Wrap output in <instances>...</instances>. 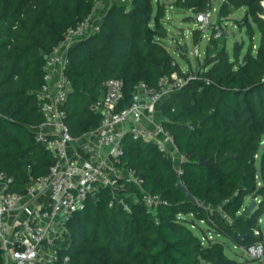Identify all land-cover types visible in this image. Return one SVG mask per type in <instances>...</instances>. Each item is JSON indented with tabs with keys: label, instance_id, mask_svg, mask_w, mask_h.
<instances>
[{
	"label": "trees",
	"instance_id": "trees-1",
	"mask_svg": "<svg viewBox=\"0 0 264 264\" xmlns=\"http://www.w3.org/2000/svg\"><path fill=\"white\" fill-rule=\"evenodd\" d=\"M97 2L0 0V171L15 178V189L47 175L55 162L36 139L35 128L44 120L38 97L43 68L67 32L87 19ZM263 4L223 0V17L246 8L244 25L252 28L250 17L258 26L260 44L240 61V47L234 48L232 58L226 46L218 50L212 40L197 79L163 103V124L184 158L181 174L156 144L125 137L119 167L125 175L132 170L141 187L121 180L122 202L99 187L97 198L74 214L66 241L73 264H241L227 255L219 239L242 249L264 240L259 224L264 186H257L258 174L264 177ZM211 5L212 0H176L173 8L190 11L193 19ZM166 16L161 3L154 13V0L112 5L99 31L70 49L66 75L72 90L64 109L72 136L99 129L102 118L92 106L107 80L123 81L124 107L131 105L140 83L157 89L164 77H183L165 44ZM144 193L162 200L154 212L144 202ZM248 196L261 200L250 213ZM200 223L208 229L202 230L203 236L192 230L201 229ZM254 264H264V256Z\"/></svg>",
	"mask_w": 264,
	"mask_h": 264
},
{
	"label": "built area",
	"instance_id": "built-area-1",
	"mask_svg": "<svg viewBox=\"0 0 264 264\" xmlns=\"http://www.w3.org/2000/svg\"><path fill=\"white\" fill-rule=\"evenodd\" d=\"M101 3L102 0H98L94 12L67 32L43 68L44 84L38 97L44 120L35 131L38 143L49 150L55 160L48 174L32 179L25 188L15 189V178L0 171L2 264H73L66 252V241L68 224L74 214L85 210L87 201L97 197L99 187L111 190L118 200L123 190L119 182L124 178L141 187L142 180L132 170L125 175L119 167L125 137L156 144L172 158L173 153L179 154L177 171L182 173L184 158L163 124L165 117L161 107L175 91L197 79L198 74L183 79L174 73L162 78L157 89L140 83L131 105L124 107L121 106L123 81L109 79L92 106L102 118L99 129L78 138L71 135L64 109L72 90L66 75L69 51L99 31L101 24L97 25L94 14ZM214 11L215 8L209 7L195 16V22L199 31L210 33L209 39L219 40L224 28L215 23ZM194 56H201L199 46L194 49ZM144 202L154 212L162 200L144 193ZM243 250L250 260L262 261L264 240Z\"/></svg>",
	"mask_w": 264,
	"mask_h": 264
},
{
	"label": "rangeland",
	"instance_id": "rangeland-1",
	"mask_svg": "<svg viewBox=\"0 0 264 264\" xmlns=\"http://www.w3.org/2000/svg\"><path fill=\"white\" fill-rule=\"evenodd\" d=\"M176 0H154V13H156L157 4H163L167 16L164 19L166 28L168 29V37L165 39V44L169 52L173 55L176 60V63L182 70L183 79H188L192 75L198 74L201 69H204V66L207 62L205 59L206 49L208 46H215L218 50L223 46H226L227 52L232 58H234V48H241V57L240 61L243 59V56L248 52V50H256L260 44L261 33L258 26L252 21L249 17V22L252 25V28H248L244 25L246 21L247 10L246 8H239L231 11V14L228 17H223L219 12L223 0H212V9L214 11V21L217 26L224 28V35L221 39L212 42L209 39L210 33H202L198 31V34L195 30L197 29L195 18L191 19V13L173 8ZM98 6L97 9L100 8ZM97 11V10H96ZM96 14V12H95ZM94 14V15H95ZM102 17L95 15V22L97 25H100L102 22ZM195 38L197 40L195 41ZM213 43V44H212ZM199 46L201 56L196 58L194 56V49ZM264 150V146L262 147ZM174 163L176 168L180 166V155L173 153ZM261 155V154H260ZM260 157V156H259ZM260 163V158L258 160V166ZM257 186L260 188L264 186V177L259 173L257 176ZM122 201L121 195L119 196ZM134 200L137 201L135 198ZM253 201L257 202L256 207L260 203L259 198H253V196H248L246 198V205L250 206ZM259 224L264 226V217L259 220ZM201 229L192 227V230L199 236H203L202 232H208L207 226L203 223H200ZM203 230V231H202ZM210 238H217L214 234L208 233ZM205 243L206 240L202 239ZM221 243L225 244V251L227 255L241 264H254L255 261H252L248 258L246 252L242 248L235 247L230 241L226 239H219Z\"/></svg>",
	"mask_w": 264,
	"mask_h": 264
},
{
	"label": "crops",
	"instance_id": "crops-1",
	"mask_svg": "<svg viewBox=\"0 0 264 264\" xmlns=\"http://www.w3.org/2000/svg\"><path fill=\"white\" fill-rule=\"evenodd\" d=\"M119 4H130V0H102V3L100 4L101 6L99 9H97L95 15H98L99 17L101 16L103 18L104 15L107 13L108 9L112 5H119ZM187 12H190V11H187Z\"/></svg>",
	"mask_w": 264,
	"mask_h": 264
},
{
	"label": "water",
	"instance_id": "water-1",
	"mask_svg": "<svg viewBox=\"0 0 264 264\" xmlns=\"http://www.w3.org/2000/svg\"><path fill=\"white\" fill-rule=\"evenodd\" d=\"M263 6H264V4H263ZM191 127H193V125H192ZM201 163H203V160H201ZM178 186L186 192V194L188 195V197H189L190 199H192V200L195 199V198L190 194L189 190L187 189V187H186L185 185H183L182 183H179ZM96 198H97L96 196L93 197L94 200H95ZM256 205H257V202H256V201H253L252 204H251V205L249 206V208H248V213H250V212L256 207Z\"/></svg>",
	"mask_w": 264,
	"mask_h": 264
}]
</instances>
